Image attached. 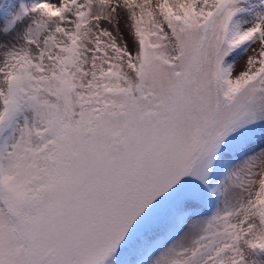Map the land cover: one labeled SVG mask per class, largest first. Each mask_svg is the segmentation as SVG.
<instances>
[{
	"label": "snow or ice",
	"instance_id": "1",
	"mask_svg": "<svg viewBox=\"0 0 264 264\" xmlns=\"http://www.w3.org/2000/svg\"><path fill=\"white\" fill-rule=\"evenodd\" d=\"M14 22L0 264H264V0H31Z\"/></svg>",
	"mask_w": 264,
	"mask_h": 264
},
{
	"label": "rangeland",
	"instance_id": "2",
	"mask_svg": "<svg viewBox=\"0 0 264 264\" xmlns=\"http://www.w3.org/2000/svg\"><path fill=\"white\" fill-rule=\"evenodd\" d=\"M30 3L31 0H0V45L10 42L22 30L23 25L14 22V18L18 15L21 4ZM125 36L128 38L127 32ZM3 50V47H0V53Z\"/></svg>",
	"mask_w": 264,
	"mask_h": 264
}]
</instances>
